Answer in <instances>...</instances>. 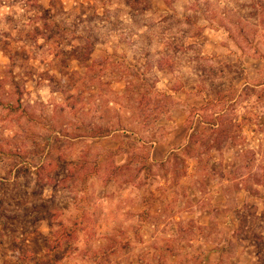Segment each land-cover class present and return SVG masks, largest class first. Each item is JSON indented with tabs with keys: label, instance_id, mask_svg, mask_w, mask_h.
I'll return each mask as SVG.
<instances>
[{
	"label": "rangeland",
	"instance_id": "374dc122",
	"mask_svg": "<svg viewBox=\"0 0 264 264\" xmlns=\"http://www.w3.org/2000/svg\"><path fill=\"white\" fill-rule=\"evenodd\" d=\"M0 264H264V0H0Z\"/></svg>",
	"mask_w": 264,
	"mask_h": 264
},
{
	"label": "trees",
	"instance_id": "16d2710c",
	"mask_svg": "<svg viewBox=\"0 0 264 264\" xmlns=\"http://www.w3.org/2000/svg\"><path fill=\"white\" fill-rule=\"evenodd\" d=\"M104 133H106V132H104Z\"/></svg>",
	"mask_w": 264,
	"mask_h": 264
}]
</instances>
